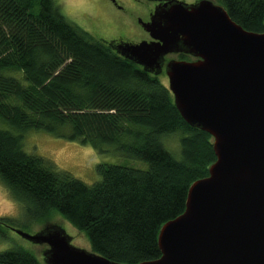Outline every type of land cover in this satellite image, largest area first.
Listing matches in <instances>:
<instances>
[{
	"label": "trees",
	"instance_id": "obj_1",
	"mask_svg": "<svg viewBox=\"0 0 264 264\" xmlns=\"http://www.w3.org/2000/svg\"><path fill=\"white\" fill-rule=\"evenodd\" d=\"M215 1L245 31L264 32V0ZM109 43L69 22L51 0H0V126L16 131L0 128V184L29 221L55 212L95 254L139 264L160 257V227L184 211L189 185L207 176L215 155L211 136L184 123L158 77ZM29 130L100 154L111 146L147 166L97 164L99 180L87 185L25 153ZM176 133L177 160L161 144ZM0 264L40 262L14 248L0 252Z\"/></svg>",
	"mask_w": 264,
	"mask_h": 264
},
{
	"label": "water",
	"instance_id": "obj_2",
	"mask_svg": "<svg viewBox=\"0 0 264 264\" xmlns=\"http://www.w3.org/2000/svg\"><path fill=\"white\" fill-rule=\"evenodd\" d=\"M150 18L139 21L150 42L109 44L155 75L166 55L193 59L165 65L167 89L184 123L211 136L215 160L160 227V257L139 264H264V32L245 31L210 0H170ZM15 232L48 247L45 264H116L72 246L56 225Z\"/></svg>",
	"mask_w": 264,
	"mask_h": 264
},
{
	"label": "rangeland",
	"instance_id": "obj_3",
	"mask_svg": "<svg viewBox=\"0 0 264 264\" xmlns=\"http://www.w3.org/2000/svg\"><path fill=\"white\" fill-rule=\"evenodd\" d=\"M54 8L65 18L77 25L84 32H88L95 40L108 42L140 43L145 37L144 32L133 21L141 16L147 8L145 4L135 0H115L120 9H116L109 0H51ZM182 1V0H181ZM201 0H184L186 3H196ZM218 4L215 0H210ZM165 63L177 60L175 54L164 56ZM159 82L168 87L164 72L158 77ZM0 128L12 133L7 125ZM179 134H172L161 139V144L176 160L180 159ZM22 149L25 153L40 157L56 172H65L87 185L99 180L95 170L97 164L119 165L129 168L146 169V163L131 159L116 152L111 146L105 147V152L98 153L89 144H82L73 140L56 138L41 130H29L22 135ZM6 223L1 222L2 219ZM52 225L63 228L71 238V245L86 251H91L85 235L69 225L59 214L53 212L51 216L39 222L29 221L24 216L22 206L17 204L8 191L0 184V252L14 248L24 249L32 253L40 264H45L42 253L48 248L38 245L23 237H19L15 230H21L29 235L41 231Z\"/></svg>",
	"mask_w": 264,
	"mask_h": 264
},
{
	"label": "flooded vegetation",
	"instance_id": "obj_4",
	"mask_svg": "<svg viewBox=\"0 0 264 264\" xmlns=\"http://www.w3.org/2000/svg\"><path fill=\"white\" fill-rule=\"evenodd\" d=\"M109 1L112 3V5H113L116 9H120V6H119L118 3L113 2V1H111V0H109ZM167 1H170V0H135L136 3L145 4L144 6L147 8V10H146L144 13H142L141 16H139V17H138V16L135 17V18L133 19V21H136L138 27H139L140 29H142V27H141L140 24H139V21L144 22V23H148L149 20L151 19L150 17L153 15L155 9H160V5H163V4L166 3ZM178 1L181 2V0H178ZM182 1L184 2V0H182ZM184 3H186V2H184ZM186 4H190V3H186ZM142 31L144 32V35H145V37H144L142 40L147 41V42H150L151 39L149 38L148 34L144 31V29H142ZM118 42H119V41H118ZM118 42L115 41V42H113V43H114V44H117ZM171 55H172V54H171ZM171 55H169V56H171ZM175 56H176L177 60H183V59H184V60L189 59L188 61H192V60H193V59H192L190 56H188V55H184V58H183V59L180 58L181 54H175ZM166 57H168V55H166ZM164 58H165V57H164ZM164 58H163V60H164ZM164 63H165V60H164V62H163V66H162V69H161V73H159V74H157V75H155V74L153 73L155 76H157V77H162V72H164V75H165L164 67H165L166 64H164ZM151 74H152V73H151Z\"/></svg>",
	"mask_w": 264,
	"mask_h": 264
}]
</instances>
